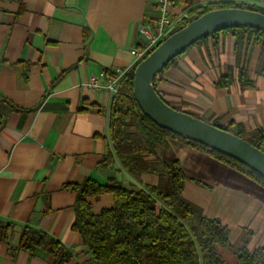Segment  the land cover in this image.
<instances>
[{
	"label": "crops",
	"instance_id": "0c3cea01",
	"mask_svg": "<svg viewBox=\"0 0 264 264\" xmlns=\"http://www.w3.org/2000/svg\"><path fill=\"white\" fill-rule=\"evenodd\" d=\"M212 1L174 0L170 14L190 17L191 9ZM237 1L264 9V0ZM156 2L0 0V220L16 231L8 244L0 243V264H54L41 251L30 255L18 249L23 227L59 240L73 254L65 264H93L81 235L71 229L76 195L64 186L87 178L100 183L117 179L133 190L157 184L155 175L134 177L122 168L108 138L114 93L86 85L102 71L136 63L131 50L143 44L139 26L157 18ZM217 38V48L207 41L176 57L156 76L155 89L170 107L205 122L218 118L222 125L235 122L264 131L260 47H252L247 56L253 86L241 88L235 80L227 89L218 88L223 66L234 65L235 55L232 35ZM169 148L199 152L170 138L158 154L167 158ZM188 181L197 193L216 196L217 205H195L204 216L220 219L234 247H264V189L187 175L184 188ZM112 204L106 194L92 208L98 213Z\"/></svg>",
	"mask_w": 264,
	"mask_h": 264
},
{
	"label": "trees",
	"instance_id": "16d2710c",
	"mask_svg": "<svg viewBox=\"0 0 264 264\" xmlns=\"http://www.w3.org/2000/svg\"><path fill=\"white\" fill-rule=\"evenodd\" d=\"M223 8L246 9L264 14V9L237 0H213L205 6L191 9L190 17L185 20L184 25L208 11ZM220 33L233 36L235 63L223 66L216 87L227 89L235 80L241 88L253 86L255 83L249 78L247 56L250 55L252 47H260L259 73L264 74V32L250 27H233L205 36L191 46L209 41L212 47L217 48V35ZM140 61H137L121 79L117 92L112 97L108 138L112 153L128 174L134 177L155 175L158 182L140 190L126 189L117 179L100 183L87 178L81 184L64 186L76 195L71 229L81 235L91 262L224 264L216 250L217 247H222L232 249L241 264H264V247L253 251L234 247L228 238L226 226L218 219L204 216L200 207L183 197L186 174L180 161L160 156L158 148L170 138L178 139L187 147L204 153L243 175L262 189L264 178L232 157L182 138L160 127L146 116L133 96V73ZM207 123L230 132L264 151V131L261 129L246 130L235 122L222 125L218 118ZM2 126L3 123H0V129ZM106 194L112 196V206L94 213L93 203ZM15 232L12 223L0 220V243L8 244ZM17 247L30 255L41 251L50 256L54 264L68 263L73 257L72 252L59 240L31 227H23L19 231Z\"/></svg>",
	"mask_w": 264,
	"mask_h": 264
},
{
	"label": "water",
	"instance_id": "95a60500",
	"mask_svg": "<svg viewBox=\"0 0 264 264\" xmlns=\"http://www.w3.org/2000/svg\"><path fill=\"white\" fill-rule=\"evenodd\" d=\"M233 27H250L264 32V14L223 8L193 19L137 64L133 73V96L139 109L160 127L222 152L264 178V151L230 132L170 107L154 87L156 76L171 60L203 37Z\"/></svg>",
	"mask_w": 264,
	"mask_h": 264
},
{
	"label": "rangeland",
	"instance_id": "374dc122",
	"mask_svg": "<svg viewBox=\"0 0 264 264\" xmlns=\"http://www.w3.org/2000/svg\"><path fill=\"white\" fill-rule=\"evenodd\" d=\"M182 151H178L176 148H169L164 151V156H166L165 154H167V158L169 159L180 158L182 160L183 166L186 171L185 173L188 178L197 176L202 180H209L210 182H212L211 180H215L229 184L242 185L249 190L258 191V187L252 181H249L243 175L235 172L234 170L229 169L226 166L215 162L214 160L206 158L204 154L200 152H191V150H188L187 152ZM192 187L193 185L191 186L189 181L186 182L183 193V197L186 200L191 201V203L200 205L204 203L212 205L213 202L215 203V205H217V201L215 200L216 196H209V192L211 191L205 194H199ZM220 216L223 215L220 213ZM230 236L232 242H234L233 234H231ZM216 250L218 256L222 258L224 264H241L232 249L217 247Z\"/></svg>",
	"mask_w": 264,
	"mask_h": 264
},
{
	"label": "built area",
	"instance_id": "2783aa9c",
	"mask_svg": "<svg viewBox=\"0 0 264 264\" xmlns=\"http://www.w3.org/2000/svg\"><path fill=\"white\" fill-rule=\"evenodd\" d=\"M173 3L174 0H157V18L152 24L143 23L139 26L138 33L143 39V44L140 48L131 50V54L135 56L136 62L143 60L147 53L153 51L166 38L185 26V20L189 19V16L172 17L170 9ZM129 69L115 68L110 73L102 71L97 76L89 77L86 85L93 90H99L103 87L115 94L119 82ZM102 80L105 81L103 85L100 83Z\"/></svg>",
	"mask_w": 264,
	"mask_h": 264
}]
</instances>
